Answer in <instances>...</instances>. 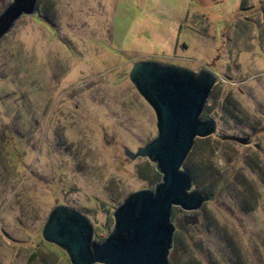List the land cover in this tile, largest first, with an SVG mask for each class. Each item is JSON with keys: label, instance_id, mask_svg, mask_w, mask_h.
<instances>
[{"label": "rangeland", "instance_id": "obj_1", "mask_svg": "<svg viewBox=\"0 0 264 264\" xmlns=\"http://www.w3.org/2000/svg\"><path fill=\"white\" fill-rule=\"evenodd\" d=\"M148 60L213 72L200 118L246 142L194 140L181 170L212 198L193 226L172 208L168 264H264V0H38L0 42V264H70L41 236L53 207L101 242L122 201L160 182L123 153L156 135L128 79Z\"/></svg>", "mask_w": 264, "mask_h": 264}, {"label": "water", "instance_id": "obj_2", "mask_svg": "<svg viewBox=\"0 0 264 264\" xmlns=\"http://www.w3.org/2000/svg\"><path fill=\"white\" fill-rule=\"evenodd\" d=\"M38 0H10L0 12V42L17 29V21L36 13ZM128 79L155 116L156 135L131 153L130 159L146 158L161 175L153 190L129 194L113 212V229L101 242L93 239V226L77 211L53 207L42 227L47 243L62 249L70 264H168L174 225L173 207L183 211L182 223L193 226L194 215L212 198L191 189L190 177L181 166L196 138L211 135L222 141L246 142L216 132L211 118H200L215 83L208 70L198 73L156 61L135 62Z\"/></svg>", "mask_w": 264, "mask_h": 264}, {"label": "trees", "instance_id": "obj_3", "mask_svg": "<svg viewBox=\"0 0 264 264\" xmlns=\"http://www.w3.org/2000/svg\"><path fill=\"white\" fill-rule=\"evenodd\" d=\"M209 110H210V108L203 109V111H202V115H208V113L210 112ZM191 176H192V175H191ZM194 182H195V181H194Z\"/></svg>", "mask_w": 264, "mask_h": 264}]
</instances>
